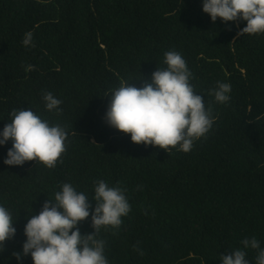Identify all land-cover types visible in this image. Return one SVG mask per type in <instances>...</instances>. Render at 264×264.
Masks as SVG:
<instances>
[{"label": "trees", "instance_id": "16d2710c", "mask_svg": "<svg viewBox=\"0 0 264 264\" xmlns=\"http://www.w3.org/2000/svg\"><path fill=\"white\" fill-rule=\"evenodd\" d=\"M244 26L210 22L201 0H0V130L10 111L31 108L68 132L53 168L6 166L11 141L0 147V205L16 229L0 264H18L27 218L60 185L91 198L101 179L130 205L119 228L98 233L108 264H220L244 238L264 247V34L237 35ZM169 50L214 118L188 153L133 144L104 122L105 95L128 80L140 87ZM218 81L231 85L226 103L209 94ZM45 91L62 101L59 113L45 110ZM77 228L91 234L90 216ZM255 256L246 250L248 264Z\"/></svg>", "mask_w": 264, "mask_h": 264}, {"label": "clouds", "instance_id": "9594fccd", "mask_svg": "<svg viewBox=\"0 0 264 264\" xmlns=\"http://www.w3.org/2000/svg\"><path fill=\"white\" fill-rule=\"evenodd\" d=\"M201 11L213 23L217 18L221 23L245 22L237 35L264 34V0H201ZM31 42L29 31L23 35L22 45L30 46ZM163 65L156 67L148 80H141L140 87L130 85L128 80L111 89L105 95L109 103L104 122L128 135L133 144L188 153L195 141L209 133L214 118L204 97L194 91L190 83L192 74L183 56L169 50L164 53ZM230 90L229 83L218 81L209 94L216 103H226ZM41 100L46 111L60 112L62 101L53 93L43 92ZM9 118L0 130V147L11 141L3 164L22 166L35 161L46 168L55 167L66 150V128L50 123L31 108L13 109ZM125 192L101 179L95 182L89 198L71 183H63L52 201L47 199L38 214L27 218L24 242L13 257L18 264L25 256L30 257L32 264H108L105 242L97 237L102 228H119L121 218L128 215L130 205ZM89 199L95 204L91 215ZM89 216L93 232L81 235L77 224ZM15 231L11 212L0 205V252ZM240 244L242 248L221 255L220 264H248L246 250L249 249L256 253L255 264H264V247L256 237L244 238Z\"/></svg>", "mask_w": 264, "mask_h": 264}]
</instances>
